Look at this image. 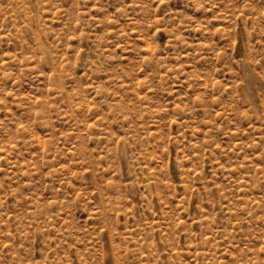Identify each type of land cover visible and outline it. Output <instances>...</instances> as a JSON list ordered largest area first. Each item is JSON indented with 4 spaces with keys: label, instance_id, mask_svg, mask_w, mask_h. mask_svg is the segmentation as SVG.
Segmentation results:
<instances>
[{
    "label": "rangeland",
    "instance_id": "374dc122",
    "mask_svg": "<svg viewBox=\"0 0 264 264\" xmlns=\"http://www.w3.org/2000/svg\"><path fill=\"white\" fill-rule=\"evenodd\" d=\"M0 264H264V0H0Z\"/></svg>",
    "mask_w": 264,
    "mask_h": 264
}]
</instances>
